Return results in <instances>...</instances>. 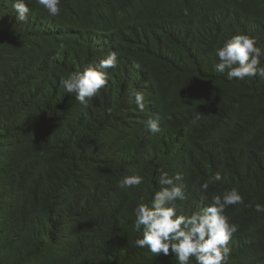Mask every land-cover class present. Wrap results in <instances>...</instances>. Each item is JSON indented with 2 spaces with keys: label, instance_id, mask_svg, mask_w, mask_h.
<instances>
[{
  "label": "trees",
  "instance_id": "trees-1",
  "mask_svg": "<svg viewBox=\"0 0 264 264\" xmlns=\"http://www.w3.org/2000/svg\"><path fill=\"white\" fill-rule=\"evenodd\" d=\"M12 2L0 0V264H179L135 244L160 169L181 176L185 215L237 188L228 264H264V77L213 70L237 34L264 48V0H61L56 17L32 0L27 22ZM111 51L117 67L85 108L61 80ZM217 172L202 202L193 185ZM133 174L143 183L121 188Z\"/></svg>",
  "mask_w": 264,
  "mask_h": 264
},
{
  "label": "clouds",
  "instance_id": "clouds-1",
  "mask_svg": "<svg viewBox=\"0 0 264 264\" xmlns=\"http://www.w3.org/2000/svg\"><path fill=\"white\" fill-rule=\"evenodd\" d=\"M50 16L56 17L61 13V0H36ZM32 0H13L12 8L16 19L27 22L31 12ZM64 45H61L63 48ZM219 59L213 65L217 73H225L228 80L264 77V67L261 58L264 57V48L259 46L257 39L249 34H237L226 40L215 50ZM60 53H57L59 58ZM118 54L111 51L101 59L98 65L85 68L82 72H75L61 80L62 87L68 93H75L76 100L87 108L88 102L95 97L109 80L108 69H115L118 64ZM132 95L139 110L145 107L144 94L134 90ZM111 111V109H109ZM194 119H199L196 116ZM161 118H149L146 128L153 134L161 131ZM222 179L219 172L204 182L193 185V189L200 195L201 201H206L204 195L209 186ZM144 177L133 174L124 177L119 186L128 189L141 185ZM181 180L179 174L170 176L167 171L159 170L156 179L157 190L150 204L139 203L135 209V228L142 230V238L135 244L139 248H147L153 255L168 256L174 254L179 264H228L231 254L230 241L239 231V225L232 222L226 214V209L232 205L244 204V197L237 188L225 190L222 194L214 195L211 203L190 215L178 212V201L186 199L185 185L177 183ZM251 207L252 205H246ZM255 211L264 212V204L255 203Z\"/></svg>",
  "mask_w": 264,
  "mask_h": 264
}]
</instances>
